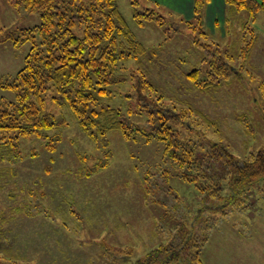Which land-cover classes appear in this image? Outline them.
<instances>
[{
	"label": "rangeland",
	"instance_id": "rangeland-1",
	"mask_svg": "<svg viewBox=\"0 0 264 264\" xmlns=\"http://www.w3.org/2000/svg\"><path fill=\"white\" fill-rule=\"evenodd\" d=\"M133 1L117 0L118 8L136 38L148 49L157 48V54L152 57L148 52L141 61L126 65L144 68L164 101L191 110L186 123L192 124L195 138L221 142L239 158L263 149L264 10L252 16L246 10L234 12L225 0H207L199 24L196 0H136L139 8H155L167 23L150 20L141 25ZM40 23L39 11L0 0V24L5 30L18 32ZM247 23L248 37L254 34L255 40L244 60L239 53ZM196 24L205 32L203 38L193 34ZM193 35L202 44L215 42L235 54L228 61V78L210 76V59L193 42ZM30 48V42L18 46L0 42V98L15 99V92L3 84L24 65ZM196 67L199 81L211 88L195 87L188 74ZM130 90L128 84L120 88L112 103L133 109L135 101L123 97ZM48 108L67 119L65 125L49 131L57 141L55 150L30 136L20 139L18 155L0 157V264L133 262L169 242L176 222H191L201 207H206L202 218L209 219V226L201 230L207 237L203 264H264V188L243 205L212 211L207 206H217L216 199L207 198L205 203L204 193L193 182L170 170L163 141L127 139L118 130L96 141L67 105L49 99ZM244 115L253 131L241 120ZM207 117L214 124L207 123ZM130 118L145 124L138 113ZM98 163L105 165L96 167ZM201 220L199 227L204 224ZM14 256L19 263L12 261Z\"/></svg>",
	"mask_w": 264,
	"mask_h": 264
},
{
	"label": "trees",
	"instance_id": "trees-1",
	"mask_svg": "<svg viewBox=\"0 0 264 264\" xmlns=\"http://www.w3.org/2000/svg\"><path fill=\"white\" fill-rule=\"evenodd\" d=\"M6 1L14 7L39 11L41 23L18 32L5 30L0 24V42L12 41L16 46L31 43L24 65L11 81L3 84L15 92V99L0 98L1 158L18 155L20 139L30 136L43 141L49 150H55L57 141L49 131L62 127L67 119L58 118L49 110L48 100L51 99L61 106L67 105L81 128L96 141H104L112 130L120 131L127 139L144 138L150 142L157 138L163 141L164 155L172 166L170 170L193 182L204 193L205 203L208 199H216L217 206H207L212 211L234 203L243 205L246 198L263 190L264 148L252 151L247 158H239L221 142L195 138L192 124L186 123L191 110L178 109L164 101L165 97L156 90L155 82L148 79L144 68L126 65L130 61H141L148 52L154 57L157 48L148 49L136 38L119 10L117 0ZM206 1L196 0L194 10L199 24ZM225 1L234 12L246 10L254 16L264 10V0ZM136 4L138 2L134 16L139 24L155 20L165 25V16L155 8H139ZM165 29L169 30V27ZM247 29L248 23L243 24L245 45L239 54L244 60L249 58L255 40L254 34L248 37ZM193 31L196 36H205L201 25ZM193 42L206 50L210 76L226 79L228 61L235 54L215 42L202 44L195 36ZM199 73L200 69L196 67L188 74L195 87L211 88L205 81H199ZM127 84L132 91L123 97L133 99L135 107L132 109L131 105L123 110L112 101L116 91ZM263 86L264 82L261 88ZM132 113L144 116L145 124L132 121ZM241 120L247 129L254 130L246 115ZM206 122L214 124L208 117ZM104 165L98 163L96 167ZM229 190L230 195L223 193ZM205 208L201 207L189 223L176 222L175 230L170 229L169 242L149 250L143 258L129 263L123 260L122 264H203L201 252L207 237L201 230L209 226L206 223L208 217L202 218ZM200 220L205 225L199 227ZM131 249L126 250V259L130 258L127 254L131 255ZM12 258L15 263L17 258L20 259Z\"/></svg>",
	"mask_w": 264,
	"mask_h": 264
}]
</instances>
